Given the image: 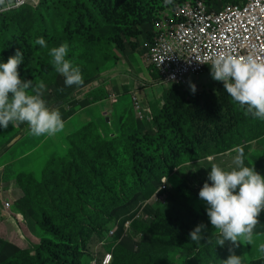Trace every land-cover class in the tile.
Here are the masks:
<instances>
[{
  "label": "rangeland",
  "instance_id": "rangeland-1",
  "mask_svg": "<svg viewBox=\"0 0 264 264\" xmlns=\"http://www.w3.org/2000/svg\"><path fill=\"white\" fill-rule=\"evenodd\" d=\"M81 1L93 6V0ZM178 1L161 0L163 8L154 15H163L164 8ZM204 1L211 6L221 7L238 0ZM76 2L32 0L28 3L30 7L23 12L28 14L33 9L32 13L41 14V21L37 20L36 25L44 24L43 18L48 12L63 15L61 22L54 18L47 20L59 32V38L61 24H65V21L70 23L69 15L73 14ZM116 27L110 24L100 31H80L74 35L73 38L78 40L87 38V34L94 38L93 42L88 43L90 55L87 58L75 53L70 58L68 55L66 57L80 67L83 77L81 85L65 87L64 77L51 68L50 83L45 84L43 97L49 107L61 112L65 121L61 132L53 136H37L30 131L26 122L13 126L9 124L7 128L0 129V264L23 257L26 250H30L34 256L33 249L39 242L61 240L42 230V227L50 231L52 226L62 227L57 216L51 214L49 222L42 224V213L34 212L31 208L33 202L55 198L54 210L63 212V221L71 216L73 208L81 212L87 195L92 198L86 201L92 202L93 191L102 183L96 187L86 182L79 184L83 191L82 203L77 201V187H73L76 199L69 196L70 201L65 205L68 208L62 205L66 200L65 194L58 190L48 197L45 186L48 173L54 179L52 171L56 172V169L54 166L49 169L53 161L70 147H89L83 152L84 157L97 165L96 136L111 143L119 142L121 147L118 152H112L113 147H110L111 143L108 144V159H104L103 168L91 176L87 170L83 177L90 176V182L110 178L121 194L109 199L113 210L110 215L103 214V218H99L101 226L92 233L91 238H86L87 230L85 236L79 237L70 262L80 258L79 264H97L99 257L107 251L112 253V262L114 260L117 264H183L187 258L205 264L207 261L204 258L209 256L214 257L213 264H221L231 253L242 256L243 264H254L264 259V252L259 249V245L264 243V209L258 216L259 223L253 229L251 242L241 239L234 244L226 242L221 247L215 245L219 232L208 221L206 205L198 198L211 165L224 168L234 166L236 153L232 149L235 146L243 148L245 164L253 165L257 172L264 175V121L252 118L259 125L255 131L243 135L238 131H229L218 138L223 139V143L218 139L215 142L218 130L213 122L221 115L219 106L227 114H230V110H242L230 99L222 82L212 80L210 70H207L208 73L200 76L187 77L186 83L181 86L162 84L159 71L150 65L144 51L145 37L142 34L122 37L121 34L127 36L125 27L120 28L121 32ZM141 29L138 32L144 31ZM115 35L121 42L112 43ZM129 41L135 46H131ZM21 79L26 80L23 76ZM190 84L196 86L194 94L190 91ZM132 91L137 92L144 121L134 119ZM95 98L101 99L95 102ZM212 103L213 110H208L212 114L206 115ZM172 121H177L176 130L169 127ZM246 121L248 119L245 118ZM123 133L133 134L134 139L122 138ZM181 134L185 136L181 137ZM258 134H262V137L254 138ZM156 138L162 141L156 143ZM204 143L213 145L205 146ZM167 169H172V172H165ZM162 179H165L174 197L171 203L162 204L161 209L156 208L160 214L154 215V210L146 201L149 200L150 191ZM39 183L44 184L43 189ZM6 203L9 204L8 208L5 207ZM85 206L89 209L88 205ZM136 217L141 222L132 225L133 230H130V221ZM201 223L205 225V238L201 241L190 240L189 232ZM57 253H60L59 250ZM56 257H62V254ZM209 262L212 264V261Z\"/></svg>",
  "mask_w": 264,
  "mask_h": 264
},
{
  "label": "trees",
  "instance_id": "trees-1",
  "mask_svg": "<svg viewBox=\"0 0 264 264\" xmlns=\"http://www.w3.org/2000/svg\"><path fill=\"white\" fill-rule=\"evenodd\" d=\"M240 1L241 0H238L234 3H238ZM183 2L184 1L179 0L177 3ZM76 3L77 5L74 6L73 14L69 15V18L71 19L70 23L65 21V24H61L62 29L59 38V32L54 29V25H50L47 21L48 18H54L57 22H61L64 16H60L56 12H48L46 18H43V21H45L43 25L35 24L37 20L41 21L42 15L32 13L33 9H30V13L24 14L23 10L27 7H30L29 4H26L25 6L8 13H4L0 16V57H2L6 62L8 57L15 54L16 50L19 49L22 51L23 63H21L17 69L20 73V78L23 76L26 80L33 81L34 84L39 83L40 81H43L46 85L49 84V79L52 72L51 68L53 67L49 63L50 58L47 55V52L49 48L58 46L62 42H67L69 45L68 58H70V55H73L74 53L78 56L87 58L90 55V45L88 43L93 42L94 38L89 34H87V38H81V40L73 38L74 35L79 34L80 31H86L87 33L91 30L100 31L109 27L111 24L113 27L117 26L116 29L119 32L122 31L120 28L125 27L124 31L127 33V36L121 34L122 37H138L140 34H142V37H145V41L151 39L153 21L158 15H154V13H156L157 10L160 11L164 5L161 0H148L147 2L141 0H107L105 2L100 0V2H97L96 0H93V6H90L88 2L86 3L85 1L81 0H77ZM227 4H224L221 7H215L209 4H207V6L211 9L219 10ZM95 12L101 15L97 16L94 14ZM140 28H142L141 30H144L145 32H138ZM61 36H63L62 39ZM37 37H43L46 41L47 47L40 48L39 45H35L34 41ZM119 42L121 41L118 40V35H115V37L112 39V43ZM129 43L131 46H135V43H132L131 41H129ZM83 51L87 53H82ZM131 93V103L134 108V119L136 121H144L145 118L139 119L136 116L135 106H140V102L138 99L135 101L133 98L135 94L133 91ZM108 96L109 94H107V97ZM100 99L101 98H95L94 101L97 102ZM213 106V103L208 106L206 115L212 114L209 113L208 110H213ZM219 112L221 115L215 120V122L211 120L218 130L215 142L218 138L228 134L229 131H238L240 135H243L255 131L259 126L251 116H246L243 110H230V114H227V112L223 111L219 106ZM245 118L248 119L246 123ZM105 126L107 127V123ZM169 127H172V130H176L178 128L177 121L169 122ZM133 136L134 135L131 133H123L122 138H127L130 140L134 139L132 138ZM184 136L185 134H181V137ZM111 137L113 138L114 136ZM261 137L262 134L254 136V138ZM96 140L98 142V145L96 146L97 165H95V161H89L84 157L83 152L89 147H70L53 161V165L49 169H51L53 166L55 167L56 172L52 171L54 179L51 178L48 173L45 186L48 197L50 194H54L58 190L65 194L66 200L62 202V205L65 206L67 205V201H70L69 196H71L73 199H76V196L73 193L74 190H72L73 187H77L75 188L78 190L77 201L82 203L83 191L80 190L79 184L86 182V184L91 183L94 187H96L99 183H102L99 188L93 191L94 199L92 202L90 203L86 201L92 198L91 195H87L85 201L81 205V212L78 211V208H73L71 216H68V219L65 221L62 220L63 212L57 213L54 210V207H56L55 198L44 200L41 197V200L33 202L31 208L34 210V212L37 211V213H42V224L49 222L48 217H50L51 214L57 216V221L63 225L62 227L57 228L52 226L51 231L42 227V230L50 236L61 240L59 242L49 241L51 243H47L48 241L39 242L33 249L35 251L34 256L31 255L30 250H26L23 257L13 258L5 264H79L78 260L80 258H77L75 262H70L73 258L75 243L78 241L79 237L85 236L86 230V238H91L92 233L96 232L97 228L101 226L99 218H103V214L110 215V211L113 210V204L110 205L109 199L116 198L119 194H121V190L114 187V180H110V178H108V180L101 179L98 182H90V176L92 173L101 170L103 168L104 159H108V155L106 154L108 148L106 147H108V144L111 143L101 136H96L94 141ZM154 141H156V143H160L162 139L156 138ZM204 141L205 140L203 139V142ZM218 141L223 143V139H218ZM211 145L213 144L206 143L205 146ZM110 147H113L111 148L112 152H118L121 146L119 142H112ZM169 147H173V145H169ZM186 153L188 154V152ZM87 170L89 171L90 176L83 177L84 172ZM47 172L49 171L47 170ZM165 172L170 173L172 172V169H167ZM39 184L41 185L40 188L43 189L44 184ZM160 184V182L156 184V187L150 191V196L155 193ZM167 192H169V202L171 203L174 193H172L168 187L164 193ZM162 193L163 192L159 194L161 195ZM162 204L165 203H162V201L158 200L153 205L148 206L152 207L151 210H154L153 213L156 215V213L160 214L159 211H156V208L161 209ZM85 205H88L89 209H87ZM65 207L68 208V206ZM27 208L28 206L26 205L25 209ZM49 211H52V213ZM139 222L141 221L134 219V221H130V224L134 225ZM68 230L69 232L67 234L66 231ZM72 237L75 238L73 239ZM57 250H59V252L62 254V257H56V255H60V253H57ZM69 256L70 258H68ZM213 259V256L204 258V260L207 261L205 264H210L209 260L212 261L213 264ZM97 262L100 264L101 259L99 258ZM112 264L117 263H115L113 260ZM183 264L198 263L194 262L191 258H187L184 260ZM254 264H264V259H260Z\"/></svg>",
  "mask_w": 264,
  "mask_h": 264
},
{
  "label": "clouds",
  "instance_id": "clouds-1",
  "mask_svg": "<svg viewBox=\"0 0 264 264\" xmlns=\"http://www.w3.org/2000/svg\"><path fill=\"white\" fill-rule=\"evenodd\" d=\"M34 44L40 48L47 47L43 37H37ZM68 51L67 42L49 48L47 52L49 63L64 77L65 87L81 85L83 83L81 69L74 65L71 59L66 58ZM144 51L146 53L145 48ZM21 63L23 53L19 49L8 57L6 62L0 57V129L7 128L9 124L13 126L26 122L30 131L37 136H53L61 132L65 127V121L61 112L49 107L44 99V82L34 84L31 80H22L17 70ZM208 70L211 79L222 82L230 99L246 116L264 121V58L252 53L239 55L220 51L212 58ZM205 73L208 72L205 71L203 74ZM189 87L194 94L195 84H190ZM133 93L137 95V92ZM115 99L117 102L116 97ZM140 113L141 117L136 111V116L139 119L145 118L141 107ZM232 151L236 153L233 157L234 166L224 168L217 164L211 165L207 180L198 192V198L206 205L208 221L219 232L215 245L221 247L226 242L234 244L241 239L251 242L253 229L259 223L258 216L264 209V175L257 172L253 165L245 164L242 147L235 146ZM160 183L155 193L146 201L148 205H153L158 200L162 203L169 202V192L164 193L167 189L165 179ZM161 192L163 193L160 195ZM129 229L132 230L131 224ZM204 232L205 225L198 224L189 232V239L201 241L205 238ZM259 249L264 252V243L259 245ZM229 251L231 253V250ZM106 253L99 257L101 262ZM96 263L99 264L97 261ZM221 264H243L242 256L231 253L227 259L221 261Z\"/></svg>",
  "mask_w": 264,
  "mask_h": 264
},
{
  "label": "built area",
  "instance_id": "built-area-1",
  "mask_svg": "<svg viewBox=\"0 0 264 264\" xmlns=\"http://www.w3.org/2000/svg\"><path fill=\"white\" fill-rule=\"evenodd\" d=\"M30 1L0 0V16ZM162 12L153 21L151 39L144 43L162 84L182 85L187 77L203 74L220 51L264 58V0H241L219 10L209 8L203 0H189ZM133 98L137 100L135 95ZM136 109L141 117L140 107ZM111 261V253H106L101 264Z\"/></svg>",
  "mask_w": 264,
  "mask_h": 264
}]
</instances>
